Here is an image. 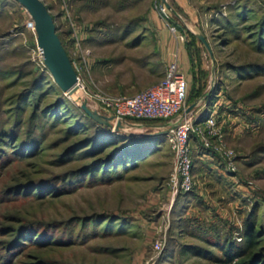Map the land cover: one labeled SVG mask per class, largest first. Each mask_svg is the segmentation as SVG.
Masks as SVG:
<instances>
[{
  "label": "rangeland",
  "instance_id": "374dc122",
  "mask_svg": "<svg viewBox=\"0 0 264 264\" xmlns=\"http://www.w3.org/2000/svg\"><path fill=\"white\" fill-rule=\"evenodd\" d=\"M41 1L101 115L89 97L136 95L188 55L194 187L172 182L174 154L155 146L166 122L102 127L118 144H98L28 11L0 0V264H220L230 244L264 264V0Z\"/></svg>",
  "mask_w": 264,
  "mask_h": 264
},
{
  "label": "built area",
  "instance_id": "2783aa9c",
  "mask_svg": "<svg viewBox=\"0 0 264 264\" xmlns=\"http://www.w3.org/2000/svg\"><path fill=\"white\" fill-rule=\"evenodd\" d=\"M156 10L175 38L178 39L175 23L170 15L171 10L166 3L163 2L156 6ZM30 28L35 30L33 21L30 23ZM180 38L182 41L184 40L183 36ZM188 95L189 82L181 71L176 56L168 65L165 76L148 89L133 96L97 95L94 98L89 97L88 100H95L100 108L117 121L149 120L175 125L176 127L167 136L168 145L174 154L172 182L179 184L182 192H190L194 187L190 141L191 137L197 134L199 128L195 124L192 114L185 116ZM183 113L184 116H182ZM208 124H213L212 119L208 121Z\"/></svg>",
  "mask_w": 264,
  "mask_h": 264
},
{
  "label": "water",
  "instance_id": "95a60500",
  "mask_svg": "<svg viewBox=\"0 0 264 264\" xmlns=\"http://www.w3.org/2000/svg\"><path fill=\"white\" fill-rule=\"evenodd\" d=\"M14 1L23 6L31 16V19L35 24L38 47L43 52L44 64L62 92L69 97L79 99L81 110H83L94 123L105 128H115L116 130H119L124 123L123 121H117L114 117L104 116L98 111L90 109L85 101L86 98L83 93L80 95L78 75L62 45L61 40L59 39V36L57 35L58 29L55 25V20L50 13V9L47 8L41 0ZM166 5L172 12H174L168 3H166ZM175 15L178 16L177 14ZM197 38L211 53L210 46L205 36L198 34ZM196 106L197 104L191 106L185 112V116L189 115ZM113 122L116 123L115 126ZM165 127L168 130L158 135L167 137L176 126L167 124Z\"/></svg>",
  "mask_w": 264,
  "mask_h": 264
},
{
  "label": "trees",
  "instance_id": "16d2710c",
  "mask_svg": "<svg viewBox=\"0 0 264 264\" xmlns=\"http://www.w3.org/2000/svg\"><path fill=\"white\" fill-rule=\"evenodd\" d=\"M262 12H263V10H262ZM260 25H261L262 30H263L264 29V15L262 16ZM57 35H58V32H57ZM59 39L61 40L60 36H59ZM62 45H63V43H62ZM63 47H64V45H63ZM64 49H65V47H64ZM65 51H66V49H65ZM66 53H67V51H66ZM67 55H68V53H67ZM84 115H85L84 116L85 119L91 124L92 128L95 131L94 132L95 133V138H96V142L98 144H102V145L103 144H108V143H112V145H117L118 144V142L117 143L115 142V141H117V140H115L116 139L115 136H113L112 134L107 132V130L102 128V126L94 123L85 113H84ZM132 121L156 122V121H149V120H132ZM163 143H165V144L168 143L167 137L162 136V138H158L156 140V145L155 146H159V145H161ZM245 237H246V240H245L246 241V248L250 249L251 251L254 250L256 248V246H257L256 235L254 233H252V232H249ZM242 251H243V249L240 246H237L236 244H230V245H228V247H226V248L221 250V252L223 253V257L222 258H218L217 262L220 263V264H258V261H256L257 257L255 259H253L252 256H250L248 258L249 260L248 259L246 260L244 258L245 254H243ZM235 260H238V261L236 262Z\"/></svg>",
  "mask_w": 264,
  "mask_h": 264
},
{
  "label": "crops",
  "instance_id": "0c3cea01",
  "mask_svg": "<svg viewBox=\"0 0 264 264\" xmlns=\"http://www.w3.org/2000/svg\"><path fill=\"white\" fill-rule=\"evenodd\" d=\"M186 11H188V10H186ZM190 12H192L191 10H190ZM189 12V13H190ZM189 63H188V55H186V54H181L180 55V58H179V66H180V69H181V71L184 73V74H187L188 73V71H189V65H188ZM189 82V81H188Z\"/></svg>",
  "mask_w": 264,
  "mask_h": 264
},
{
  "label": "bare ground",
  "instance_id": "6f19581e",
  "mask_svg": "<svg viewBox=\"0 0 264 264\" xmlns=\"http://www.w3.org/2000/svg\"><path fill=\"white\" fill-rule=\"evenodd\" d=\"M79 93H80V95L82 94V89H80V92H79ZM113 124H114V126H115V124H116V123H115V122H113Z\"/></svg>",
  "mask_w": 264,
  "mask_h": 264
}]
</instances>
